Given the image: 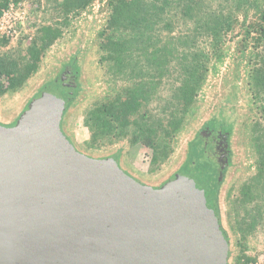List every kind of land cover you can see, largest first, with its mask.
<instances>
[{"label":"rangeland","instance_id":"rangeland-1","mask_svg":"<svg viewBox=\"0 0 264 264\" xmlns=\"http://www.w3.org/2000/svg\"><path fill=\"white\" fill-rule=\"evenodd\" d=\"M173 1L160 15L169 25L155 24L150 32L159 40V46L167 41L171 43L169 40L179 35H195V39L187 43L199 54L206 68L194 101L182 116L180 110L175 111L173 94L180 84L179 78L185 76L176 73L173 67L177 62L173 57L178 50L171 59L167 57L172 64L170 72L160 80L156 73L149 75L154 76L152 80L148 77L146 59L137 55L146 44L142 41L130 43L128 55L122 56L123 64L117 65L101 48L104 34L122 41L137 38L139 33L130 26L125 30L108 27L107 0H94L84 9L68 14L59 9L55 0H0V5L3 4L0 58L11 61L17 68H21V60L42 36L43 29L54 27L60 31L40 55L35 71L24 83L0 96V116L6 119L14 115L26 96L52 72L57 61L83 41L86 48L84 76L89 93L65 120V128L74 144L92 157L120 153L122 169L145 184L159 186L179 168L181 175L189 176L212 205L219 189L216 163L209 157L213 144L210 140L201 141L198 131L193 130L195 121L208 113L214 99L227 88L226 91L234 95L241 118L234 174L222 180L220 222L230 238L229 264H245L246 261L264 264V179L257 178L264 156V88L259 83L261 75L257 73L264 67V41L257 42L256 33L250 28L264 11V0H195L192 20L184 19L180 3ZM209 18L223 26L216 39L205 26ZM247 32L250 33L247 35ZM148 81L154 83L151 92L147 91ZM137 86H142L143 91L139 113L134 117L138 123L156 130L153 148L131 122L123 130L115 127L116 123L109 129L100 123L94 128L86 125L92 110L108 100L127 96L128 89ZM171 116L176 120L180 118V122L166 136L164 131L168 130L167 120L170 121ZM132 131L139 135L135 136ZM143 134L146 136L145 131Z\"/></svg>","mask_w":264,"mask_h":264},{"label":"water","instance_id":"water-1","mask_svg":"<svg viewBox=\"0 0 264 264\" xmlns=\"http://www.w3.org/2000/svg\"><path fill=\"white\" fill-rule=\"evenodd\" d=\"M53 99L0 122V264H229V235L189 176L150 187L76 151Z\"/></svg>","mask_w":264,"mask_h":264},{"label":"trees","instance_id":"trees-1","mask_svg":"<svg viewBox=\"0 0 264 264\" xmlns=\"http://www.w3.org/2000/svg\"><path fill=\"white\" fill-rule=\"evenodd\" d=\"M60 10H64V14H68L75 9H84L94 0H55ZM176 3H180L181 15L184 19L192 20V11L196 9L195 0H175ZM173 0H107L110 15L108 19V27L110 29H127L129 26L132 31H138L137 38L134 37L130 40L117 41L109 34H104V42L101 45L102 50L107 52V56L110 60H113L117 65L122 62L125 54L126 56L128 45L142 41L146 44L139 49L138 57H144L148 68V77L151 80L154 76H149L151 73H156L158 80L163 78L165 73L170 72L171 62L168 58H172L173 52H176L174 59L177 62L173 63V67L176 68L175 72L184 74L185 76L180 79V84L174 88L173 94L175 95L176 106L175 111L180 110L182 114L189 109L196 96L198 85L203 74L206 71L204 64L200 61V56L197 52L193 51L188 41L195 39V35L189 36L187 33L177 38H171L159 46V40H155L150 32L155 24L163 23L164 27L169 25L164 23L161 19V14L168 8V5L173 4ZM3 4L0 5V13ZM215 19L209 18L205 22V26H208V31L212 33L213 38H217L222 30V25L214 24ZM210 23V25H209ZM211 23L213 26H211ZM253 32L256 33L255 40L257 42L264 41V11L261 13L259 20L256 24L250 27ZM145 33H148L145 36ZM250 32H247V35ZM42 36L36 41L31 48L28 49V56L26 55L21 60V68H17L12 62H7L5 59L0 58V96L6 93L8 90L17 89L24 81L33 73L39 62L40 55L49 47L52 42L59 36L60 31L58 28L46 27L42 30ZM175 40L177 42H175ZM188 42V43H187ZM194 43V42H191ZM191 48V49H190ZM178 56V57H177ZM168 57V58H167ZM123 66V65H122ZM121 66V67H122ZM261 75L259 83L264 88V67L257 72ZM6 82V84H5ZM149 92L153 89L154 83L148 81L146 83ZM142 86L128 89L127 96L114 98V101L108 100L103 105L99 106L96 110H92L89 113L86 125L90 128L102 126V124L111 128L112 123H116L115 127L124 129L129 126L131 122L133 127L138 128L140 135L147 140V145L151 148L154 147L155 138L157 132L151 126H145L138 123L135 120V115L139 113V106L141 104ZM117 102L118 104H115ZM104 117V118H102ZM103 120V121H102ZM179 120H176L175 116H171V120H167L168 130L164 134L170 135L175 128L179 125ZM118 125V126H117ZM109 127V128H108ZM113 127V126H112ZM162 127V126H161ZM105 130V129H104ZM106 131V130H105ZM109 131V130H108ZM145 131L146 136L143 132ZM135 136L137 132L132 131ZM139 135V134H138ZM261 169L257 172V178L264 179V156L261 159ZM231 256V251H230ZM248 264V261L245 262Z\"/></svg>","mask_w":264,"mask_h":264},{"label":"flooded vegetation","instance_id":"flooded-vegetation-1","mask_svg":"<svg viewBox=\"0 0 264 264\" xmlns=\"http://www.w3.org/2000/svg\"><path fill=\"white\" fill-rule=\"evenodd\" d=\"M85 54L86 48L83 41L80 42V44L78 42V44L70 52L57 61L52 72H50L49 75L46 76L41 83L26 96L14 115L12 114L13 116H7L6 119L0 116V122L4 123L7 127L20 122L34 102L39 99L46 98L47 96L51 98L53 95L55 99H53L54 105L57 106L56 108H58V104L60 105L61 114L58 119V127L62 135L69 141L76 151L83 153L74 144L69 132L66 130L65 120L66 117L75 109L76 105H78L89 93V87L84 76ZM226 90L227 88L224 89L225 92H223L220 97L214 99L208 109V113L195 121V128L193 130V132L198 131L201 141L207 142L210 140L213 144V149L210 152L209 157L213 158L212 160L216 163V170L218 171L217 181L219 189L218 193L216 192L213 204L215 205L219 221V212L221 210L220 191H224V182L222 180L230 179L231 176H233L237 164V131L241 118L238 108L235 105L236 102L232 91L230 93L229 90ZM99 158L111 159L115 161L121 169L123 168L121 165L120 153L118 152L107 157L104 156ZM125 172L135 177L128 170ZM178 175H181L179 168L175 174L172 175V177L170 176L161 182L159 186L150 184L146 185L155 188L160 187L161 185L171 182Z\"/></svg>","mask_w":264,"mask_h":264}]
</instances>
